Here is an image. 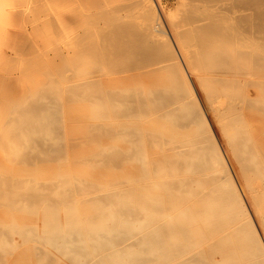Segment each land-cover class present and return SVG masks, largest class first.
Segmentation results:
<instances>
[{
  "label": "bare ground",
  "instance_id": "bare-ground-1",
  "mask_svg": "<svg viewBox=\"0 0 264 264\" xmlns=\"http://www.w3.org/2000/svg\"><path fill=\"white\" fill-rule=\"evenodd\" d=\"M2 1L0 264H264V0Z\"/></svg>",
  "mask_w": 264,
  "mask_h": 264
},
{
  "label": "rangeland",
  "instance_id": "rangeland-1",
  "mask_svg": "<svg viewBox=\"0 0 264 264\" xmlns=\"http://www.w3.org/2000/svg\"><path fill=\"white\" fill-rule=\"evenodd\" d=\"M158 1V0H157ZM158 3L160 4L161 9L165 12V13H173L177 11V6H178V0H159ZM2 4V5H1ZM5 6V10H1V14L4 13V20L7 19V12H8V8L11 6L10 4H7L5 1L0 2V9L2 7ZM7 9V10H6ZM171 10V11H170ZM23 24H18L16 25L14 28L19 29ZM24 27V25L22 26ZM5 41H4V36L3 34L0 32V52L3 50V47H7V45H5ZM2 47V48H1ZM9 52H12L9 48H8ZM22 62V61H21ZM1 97V95H0ZM16 236V237H15ZM19 235H14L13 239L16 241H19L20 238L18 237ZM16 238V239H15Z\"/></svg>",
  "mask_w": 264,
  "mask_h": 264
}]
</instances>
